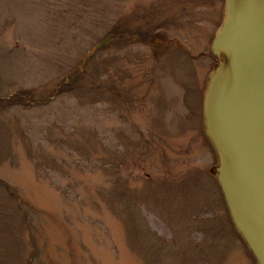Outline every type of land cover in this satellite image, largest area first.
Listing matches in <instances>:
<instances>
[{"label":"rangeland","instance_id":"1","mask_svg":"<svg viewBox=\"0 0 264 264\" xmlns=\"http://www.w3.org/2000/svg\"><path fill=\"white\" fill-rule=\"evenodd\" d=\"M224 6L0 0V264H257L203 127Z\"/></svg>","mask_w":264,"mask_h":264},{"label":"water","instance_id":"2","mask_svg":"<svg viewBox=\"0 0 264 264\" xmlns=\"http://www.w3.org/2000/svg\"><path fill=\"white\" fill-rule=\"evenodd\" d=\"M218 61L203 98V127L231 218L264 264V0H225L211 43Z\"/></svg>","mask_w":264,"mask_h":264},{"label":"trees","instance_id":"3","mask_svg":"<svg viewBox=\"0 0 264 264\" xmlns=\"http://www.w3.org/2000/svg\"><path fill=\"white\" fill-rule=\"evenodd\" d=\"M161 42H162L161 40H156L154 42L155 47H157V48L159 47L160 48L161 47Z\"/></svg>","mask_w":264,"mask_h":264}]
</instances>
